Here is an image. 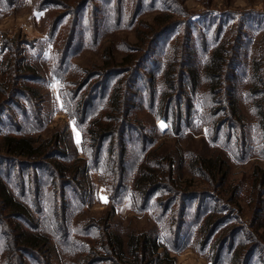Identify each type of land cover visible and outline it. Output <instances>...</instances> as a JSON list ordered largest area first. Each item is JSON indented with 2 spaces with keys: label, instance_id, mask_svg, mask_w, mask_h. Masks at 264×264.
<instances>
[{
  "label": "rangeland",
  "instance_id": "374dc122",
  "mask_svg": "<svg viewBox=\"0 0 264 264\" xmlns=\"http://www.w3.org/2000/svg\"><path fill=\"white\" fill-rule=\"evenodd\" d=\"M186 36H191L188 45ZM225 40H231V43L235 40L239 44L234 60L239 66L233 97L245 123L241 124L237 119L225 122L217 132V122H221L225 115L220 110L227 103L222 98L224 103L213 100L202 72L214 46ZM68 47L71 48L66 54ZM227 47L230 52L234 51L230 44ZM262 55L264 0H0V100L5 97L0 104V157H8L3 142L6 134L32 135L38 144L54 133L60 135L61 148L68 145V155L73 154L77 144L79 154L83 156V123L78 114L75 115L79 120L71 118L68 113L70 101H77L73 96L85 99L87 95L89 98L93 95V102L102 104L104 99L100 93H106L103 88L110 72L118 73L109 81L110 86L121 79L123 89L127 86L122 83H129L133 76L137 82L134 86L129 85L133 98L129 108L132 117L145 122V132L154 139L153 149L156 148L158 154L175 158L172 176L176 181L192 191L197 190L188 196L192 197L188 198L191 213L181 238L187 242L182 249L170 251L173 264H246L247 261L248 264H264V180L261 179L264 155L253 140L257 135L255 124L258 118L247 96L250 64L253 56ZM114 57L121 61L120 65L114 61L111 65H104ZM139 58L146 59L136 64ZM184 62H188L187 65ZM172 68L176 78L175 87L170 89L181 109L177 113V106L172 102L166 116L160 108L161 92L166 90L164 71ZM184 68L188 71L182 72ZM192 71H197L199 76L194 92L189 79V75L194 74ZM29 73H36L37 78ZM150 75L155 78L154 88ZM13 80L15 84H12ZM31 88L37 90L41 101ZM153 96L155 102H152ZM27 97L32 104L41 107L39 115L43 124L37 129H33L18 109L20 106L28 108ZM187 103H190V111L186 109ZM216 109L218 113H215ZM12 119H15L13 123ZM76 120L80 122H77L78 127ZM242 139L246 144H242ZM134 140L138 145L139 139L135 136ZM219 155L223 158L222 171L216 173L215 178L211 174L204 175V164L202 160L199 163V157H207L215 163ZM8 166L13 176H18L15 163L9 161ZM22 170L25 173L33 171L31 167ZM224 171L225 178L222 176ZM134 173L130 177L129 189L137 171ZM89 176L93 186L91 199L82 210L70 208L69 213L76 221L87 219L88 223L93 219V223L102 227L100 219L107 214L110 203L109 198L105 199L108 192L99 170H90ZM168 183L173 189L177 186L172 180ZM8 186L20 198V190L14 183L8 182ZM170 195L176 194L160 190L154 198L166 200ZM178 199L181 200L179 195L173 198L172 207L178 206ZM198 202L204 203L202 211L205 208L211 213L212 218L208 221L219 219L209 240L206 236L210 232L209 226L204 222L206 212H199ZM141 205V200L135 202L130 192L123 204L116 206L112 218L111 228L124 243L125 260L132 259L128 245L132 235L156 227L159 240L164 242L155 219L162 207L149 206L146 209ZM213 209L214 212H210ZM0 217L2 227L13 223L12 216L5 210H0ZM7 232V240L16 233ZM96 232L90 230L91 234ZM229 235L228 242L220 248ZM169 237L173 239L172 235ZM53 243L56 247L54 255L46 252L47 255L43 256L41 253L45 264L47 260L51 264L77 262L81 254L78 248L65 250L54 239ZM113 255L116 253L109 255L113 260L106 264L116 263ZM25 257L26 264H38L35 257Z\"/></svg>",
  "mask_w": 264,
  "mask_h": 264
},
{
  "label": "trees",
  "instance_id": "16d2710c",
  "mask_svg": "<svg viewBox=\"0 0 264 264\" xmlns=\"http://www.w3.org/2000/svg\"><path fill=\"white\" fill-rule=\"evenodd\" d=\"M190 41L191 36H186V45ZM228 44L234 47V51L230 52V48L227 47ZM70 45L71 43H69ZM70 48L65 49L66 54ZM238 48L239 44L235 40L232 43L231 40H225L224 43L215 45L207 56L202 72V77L207 82V88L213 100L223 102L222 98L227 103L226 106L223 104L220 110L225 115L221 122H217L219 125L217 132L220 131L221 125L225 122H233L237 119L241 124L245 123L233 97L234 82L237 77L236 69L239 66L234 61L237 58L236 50ZM140 58L137 62L134 60L132 63L139 64L147 57L145 59ZM113 61L117 66L120 65L121 61L116 60L115 57L112 61H106L104 65H111ZM122 61L125 64V60ZM16 62L18 64L19 61ZM184 63L187 65L188 62ZM250 65V83L247 96L253 104L258 118L255 124L257 135L253 140L256 141L260 153L264 155V72H262L264 70V56H253ZM184 69L182 72L188 71L187 68ZM174 74V68L171 71L169 69L164 71L163 85L166 90L163 89L161 92L162 105L160 108L164 112L163 115L166 116L171 109L172 102L177 106V113H180L181 109L180 103H175L174 93L170 89L175 87L176 77ZM29 75L37 78L36 73H29ZM115 75H118L116 71L108 74L105 88H103L106 93H100L101 99H104L102 104L93 102L95 98L93 95L90 98L87 95L85 99H79L78 95L73 96V99L77 101L71 100L68 104L70 106L69 116L77 119L79 116L83 123H81L83 128L80 129L83 135V156H80L77 149L74 150L73 154L68 155L66 152L68 145L63 146L64 148L59 146L61 139L57 133L38 144L33 136L28 134H6L4 136L5 156L8 157H0V210H5L7 215L12 216L14 224L9 222L8 226L2 227L0 223V264H19L20 261L21 264H26L25 256H33L37 259L38 264H45L41 258V253L43 256L47 255L46 252L50 256L55 254L56 247L53 239L65 247V250H71L72 247L78 248L81 254L78 256L77 262L73 264H98L100 262L106 264L108 260H113L112 258L109 259V255L114 252L116 253V256L113 255L116 259L114 260V262L116 261L115 264H173L174 260L170 251L172 249L180 250L185 246L187 239L182 240L181 238L188 223L187 218L191 213L188 198L192 197L188 196H191L190 192L197 190L192 191L188 186L180 185L176 181L175 177L172 176L175 173V158L170 155L158 154L156 148L153 149L154 139L145 132V125L143 126L145 122L142 120V123L137 117H132L129 108L132 107L133 98L131 96L132 91H129V85L134 86L137 79L132 76L129 83L123 82L122 84L127 86V89H123L121 79L110 86L109 81ZM58 76L61 77V75ZM189 79L191 80L192 92H194L199 84L197 71L189 75ZM15 80L12 84H15ZM150 82L154 88L155 78L151 77ZM224 82H226L225 88H222ZM30 90L35 96L39 94L34 88ZM154 96L152 102H155ZM4 98L0 100V104L4 102ZM27 100L28 108L20 106L18 109L25 120L33 126V129H37L36 127L43 124L40 116L41 107L36 106L35 103L32 104L28 97ZM39 100L41 101L42 98L39 97ZM186 105L187 111H190V103ZM31 109L32 111L35 110L34 113L30 112ZM215 113H218V109L215 110ZM14 121L15 119L11 120L12 123ZM77 122H80L76 120L78 127ZM135 136L139 139L137 140L138 145L135 144ZM241 141L242 144H246L244 139ZM227 143L228 141L225 142V145ZM132 146L135 147V150ZM136 152H138L137 155ZM200 160L204 164L202 171L204 175L211 174L215 178L216 173L222 171L223 158L220 155L216 157L215 163L207 157L200 156L199 163ZM9 161L14 162L15 166L18 167V176H13L11 173L12 171L8 166ZM21 167L22 169L31 167L33 171L25 173ZM94 169L99 170L101 181L105 185L110 200L107 205V214L100 219L103 223L102 227L93 223V219H89L88 223H86L87 219L76 221L73 219L72 213H69L70 208L73 211L82 210L91 199L93 186L89 179V172ZM135 170L137 175L133 178L132 187L130 186L131 189H129L130 177ZM226 175L224 171L222 176L226 177ZM262 178L264 180V171ZM171 180L177 183L175 189L169 186L168 182ZM8 182L10 184L13 182L14 186L20 190V198L12 193ZM160 190L179 195L181 200L178 199L176 203L178 206L172 207L171 203L176 195H170L166 200L161 197L155 200L154 196ZM130 192L131 195L133 193L135 202L141 200L142 208L162 207L161 212L155 215V219L162 230L164 242L159 240L156 227L149 232L132 235L128 241L129 255L132 259L125 260L124 243L111 226L116 206L123 204ZM197 205L200 213L206 212L204 222L209 226L210 232H207L206 235L209 236V240L213 236V230L216 229L215 222L219 219L208 221L210 217L212 218L209 215L211 213L207 212L205 208L202 211L203 202L201 204L198 202ZM210 212H214V209ZM90 230L97 232L91 234ZM7 231L16 232L10 239L12 240L11 243L6 238L9 235ZM169 235L173 236L172 240ZM230 236L224 238L220 248L224 247ZM78 237H85V239ZM160 248L164 251H159ZM250 251L252 254L253 251ZM47 264H51L50 260H47Z\"/></svg>",
  "mask_w": 264,
  "mask_h": 264
},
{
  "label": "crops",
  "instance_id": "0c3cea01",
  "mask_svg": "<svg viewBox=\"0 0 264 264\" xmlns=\"http://www.w3.org/2000/svg\"><path fill=\"white\" fill-rule=\"evenodd\" d=\"M78 145L76 144V148L78 149ZM79 150V149H78ZM82 152V151H81ZM108 198V194H105V199ZM107 202V201H106Z\"/></svg>",
  "mask_w": 264,
  "mask_h": 264
},
{
  "label": "snow or ice",
  "instance_id": "6c2138e0",
  "mask_svg": "<svg viewBox=\"0 0 264 264\" xmlns=\"http://www.w3.org/2000/svg\"><path fill=\"white\" fill-rule=\"evenodd\" d=\"M161 127H164V125L162 124ZM103 199V198H102ZM106 202V201H105Z\"/></svg>",
  "mask_w": 264,
  "mask_h": 264
}]
</instances>
